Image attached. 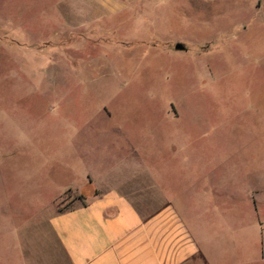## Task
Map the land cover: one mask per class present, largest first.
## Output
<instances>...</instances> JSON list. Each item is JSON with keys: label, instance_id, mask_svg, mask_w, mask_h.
I'll return each instance as SVG.
<instances>
[{"label": "rangeland", "instance_id": "obj_1", "mask_svg": "<svg viewBox=\"0 0 264 264\" xmlns=\"http://www.w3.org/2000/svg\"><path fill=\"white\" fill-rule=\"evenodd\" d=\"M88 175L203 194L209 263L264 264V0H0V264H68Z\"/></svg>", "mask_w": 264, "mask_h": 264}, {"label": "crops", "instance_id": "obj_2", "mask_svg": "<svg viewBox=\"0 0 264 264\" xmlns=\"http://www.w3.org/2000/svg\"><path fill=\"white\" fill-rule=\"evenodd\" d=\"M88 178L94 187L86 201L49 219L68 264H210L196 225L203 194L178 198L149 180Z\"/></svg>", "mask_w": 264, "mask_h": 264}, {"label": "water", "instance_id": "obj_3", "mask_svg": "<svg viewBox=\"0 0 264 264\" xmlns=\"http://www.w3.org/2000/svg\"><path fill=\"white\" fill-rule=\"evenodd\" d=\"M176 48L179 49V50H181V49H184L185 47H184L183 44L178 43V44H176Z\"/></svg>", "mask_w": 264, "mask_h": 264}]
</instances>
